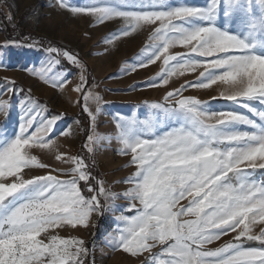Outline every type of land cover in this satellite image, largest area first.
<instances>
[{
  "label": "snow or ice",
  "instance_id": "obj_1",
  "mask_svg": "<svg viewBox=\"0 0 264 264\" xmlns=\"http://www.w3.org/2000/svg\"><path fill=\"white\" fill-rule=\"evenodd\" d=\"M52 6L90 18L92 26L118 21L119 29L101 43L147 30V45L121 69L127 75L162 59L158 77L146 87L167 86L173 76L202 71L196 81L145 102L147 119L136 113L119 116L106 137L96 131L102 97L92 90L94 83L89 86L79 53L31 36L6 40L5 47L43 51L41 65L25 71L61 94L70 69L78 70L72 90L83 102L78 107L87 114V128L80 153H62L57 139L74 135L72 125L53 134L63 114L48 115L30 87L25 92L14 80L3 81L0 112L11 108L5 95L23 93L24 98L15 135H0V264H87L83 240L50 230L87 228L94 215L114 211L120 198L131 214L116 216L111 246L140 264H264V179H257V171L264 170V107H257L264 106V0H206L204 5L90 0L83 6L54 0ZM177 48L185 51H171ZM217 84L223 86L220 98L245 111L213 110L210 103L184 95L189 88ZM81 123L74 120L78 128ZM112 139L120 146L118 154L129 158L125 167L135 169L115 182L129 185L122 193L94 175V153ZM36 153L70 167H52ZM230 234L227 242L207 249ZM251 242L259 246H246Z\"/></svg>",
  "mask_w": 264,
  "mask_h": 264
},
{
  "label": "rangeland",
  "instance_id": "obj_2",
  "mask_svg": "<svg viewBox=\"0 0 264 264\" xmlns=\"http://www.w3.org/2000/svg\"><path fill=\"white\" fill-rule=\"evenodd\" d=\"M76 6H83L90 0H70ZM175 3L176 0H170ZM195 5H204L206 0H187ZM54 0H0V89L5 79L14 80L17 87H22L25 92L32 89L31 96L42 106H46L47 114H63V119L58 121L54 128V135L72 125L74 135L69 138L59 136L57 144L60 145L62 153L77 154L81 151V145L86 139L87 114L82 113L78 103L82 104L81 98L72 89L78 83V70L72 68L71 79L65 86L63 94L53 90L35 78L29 76L25 69L33 66L39 67L44 60L45 53L41 50L27 47L9 46L5 47L6 40L17 39L22 36H31L38 40L51 42L59 47H66L77 53L86 64L89 77L88 84L93 83L92 89L102 97L101 111L97 116L96 131L103 136L110 137L115 131L114 120L119 116L131 117L136 113L138 119H147L150 109L145 102L153 103L159 101L165 91L174 89L181 84L194 82L199 77L202 69L185 72L183 76H173L169 85L163 87H146V83L158 77L161 71L162 59L147 67L139 68L130 74H121L122 67L126 62H132L148 43L149 32L142 30L127 38L113 41L112 44L101 43V41L112 32L119 29L118 21L106 22V25L92 26L90 18L74 17L66 11H60L52 6ZM11 17V20H9ZM223 17H221V22ZM175 52H183L184 49H173ZM222 85H212L208 89L189 88L184 95L193 96L203 102L210 103L213 110H236L238 109L230 101L220 98ZM213 97H217L213 99ZM11 108L7 114L0 112V135L12 137L18 130L20 116V101L24 94L8 96ZM95 105H92L95 110ZM258 108L264 107L257 105ZM251 116V113H245ZM79 119L82 123L78 128L74 120ZM119 145L112 139L111 142H103L95 151L94 175L104 179L106 187L111 185V191L122 193L129 185L115 183L125 180L135 170L133 167H125L128 157L118 154ZM44 162L55 168H67L56 162L53 157L36 153ZM84 155L87 156L86 150ZM48 171L33 170L31 175H43ZM55 174V173H53ZM257 179H264V170L257 171ZM181 203H187L182 200ZM127 201L123 198L114 203V211H106L102 215H94L87 228L77 227L75 229L65 226L50 230L52 234H58L61 238H77L83 240L88 248L87 264H140V260L130 257L122 251L113 250L111 246L112 237L118 222L116 216L124 212ZM126 215L131 213L124 212ZM187 219V218H185ZM229 236L222 237L207 245L212 250L230 239ZM249 247L259 246L255 242L246 245ZM154 251H156L154 249Z\"/></svg>",
  "mask_w": 264,
  "mask_h": 264
}]
</instances>
